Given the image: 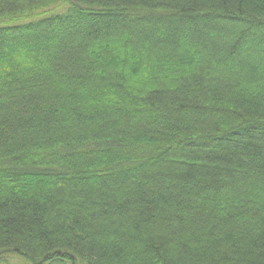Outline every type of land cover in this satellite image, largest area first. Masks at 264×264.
<instances>
[{"label": "trees", "instance_id": "1", "mask_svg": "<svg viewBox=\"0 0 264 264\" xmlns=\"http://www.w3.org/2000/svg\"><path fill=\"white\" fill-rule=\"evenodd\" d=\"M264 264V0H0V264Z\"/></svg>", "mask_w": 264, "mask_h": 264}, {"label": "rangeland", "instance_id": "2", "mask_svg": "<svg viewBox=\"0 0 264 264\" xmlns=\"http://www.w3.org/2000/svg\"><path fill=\"white\" fill-rule=\"evenodd\" d=\"M12 260H13V261H11L10 264H23L22 261H20V260L17 259V258H16V259L14 258V259H12Z\"/></svg>", "mask_w": 264, "mask_h": 264}]
</instances>
